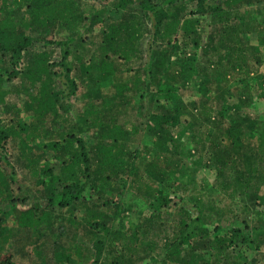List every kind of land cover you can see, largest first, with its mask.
<instances>
[{
    "label": "trees",
    "instance_id": "obj_1",
    "mask_svg": "<svg viewBox=\"0 0 264 264\" xmlns=\"http://www.w3.org/2000/svg\"><path fill=\"white\" fill-rule=\"evenodd\" d=\"M244 1L0 0V108L10 93L4 84L21 79L32 85L24 107L39 121L67 119L53 95L52 86L60 76L71 81L72 92L77 90L72 72L92 88L105 83L114 89V95L101 104L103 113L107 110L111 115L109 122L91 104L69 128H77L78 136L63 135V141L50 139L42 122L14 128L0 122V221L19 210V226L41 236V231L54 230L59 212L65 211L69 225H78L76 212L84 208V223L94 236V248L84 254L80 249L76 252L87 264L253 263L255 254L264 252V107L256 108L264 103V73L250 70L240 44L242 35L252 34L248 19L252 8H246ZM140 16L152 26L155 48L146 66L128 69L131 74L123 79L122 63L143 60L138 47L143 36ZM202 18L219 24L208 42L203 41L206 25ZM52 47L62 53L59 63H51V52L45 50ZM38 48L43 51L37 53ZM202 48L218 55L223 74H216L214 66H200L195 51ZM29 53L34 54L33 62L25 64ZM59 66L63 71H57ZM232 77L254 96L243 100L226 91L215 116L202 114L212 100L213 87L231 83ZM181 85L195 87L197 98L188 97ZM122 105L140 107L149 144L134 147L125 141L127 133L114 117ZM138 128L134 126L132 133ZM13 138L19 140L23 158L36 148L52 158L51 164L35 170L42 194L49 191L45 207L31 203L33 208L22 209L12 195L14 180L4 163L10 164ZM27 163L39 165V160L28 159ZM202 169L214 171L217 188L230 198L239 195L254 203L258 211L253 222L231 217L224 223L222 214L198 198L193 213L181 205L192 198H178V190L196 183ZM141 176L154 189L146 196L148 211L141 209L144 218L129 235L123 231L121 199L133 178ZM93 201L115 214L93 211L88 206ZM170 210L179 215L174 235L159 225ZM117 217L121 222L114 225L111 221ZM164 234L160 261L155 254L156 239ZM128 236L135 242L129 243ZM109 243L115 244L112 251ZM3 250L0 264H17L15 256L10 251L1 254ZM71 255L62 253L58 264H75Z\"/></svg>",
    "mask_w": 264,
    "mask_h": 264
},
{
    "label": "rangeland",
    "instance_id": "obj_2",
    "mask_svg": "<svg viewBox=\"0 0 264 264\" xmlns=\"http://www.w3.org/2000/svg\"><path fill=\"white\" fill-rule=\"evenodd\" d=\"M261 4L258 5V0H248L244 1V5L246 8L250 7L251 14L248 17L250 27L252 29V34L250 35H242L240 38V44L245 49V57L250 67V70L259 73H264V0H261ZM12 3V2H11ZM94 4L95 2H90ZM102 8L96 9L100 10ZM95 10V9H94ZM95 10V11H96ZM1 17V16H0ZM142 26L143 36L139 40L138 47L140 52L142 53L143 60L141 61H133L130 64L122 63V68L124 70L122 76L123 79L128 78V75L131 74L128 69L136 70L140 67L146 66L150 60L153 50L155 48V42L153 41V30L152 26L147 25L146 19L143 16L137 18ZM203 24L206 25V31L203 33V41L208 42V37L210 35H215L217 32V27L219 26L217 21H212L209 18H202ZM258 30V32H257ZM260 48V51L258 50ZM46 51L51 52L50 61L53 63H59L62 59V53L57 48H46ZM37 53L42 52V49L35 50ZM53 51V52H52ZM195 51V50H194ZM190 53L193 51L190 50ZM198 63L200 66L205 69L210 66H214L216 74H223L225 68L218 64V55H216L212 50H196L195 51ZM33 53H29L25 56V64H31ZM72 58L69 60L70 66L73 65ZM63 71V67H57V71ZM227 71V70H226ZM26 72V70L24 71ZM71 77L76 81H73L76 85V89L74 92L71 91V81H66V78L60 76L57 81H54L55 84L52 88L55 90V95L58 98V101L61 103V115H64L67 119L62 121L61 119L53 120V118L44 119V121H39L34 112L31 109H26L24 106L29 101L28 100V90L31 89L32 85L29 81H15L13 83H5L4 89L9 91V96L7 99V104L0 108V122L4 127H16L23 123L29 125L31 122L38 123L42 122V126L49 130L51 133V138H58V140L63 141V135L71 134L78 136L79 130L76 128V131H70L71 126L73 127L76 124L77 116L81 113L85 112L91 104L95 105L98 109L100 108L103 113L105 110L101 107L103 100L106 98H111L114 95V89L112 86L107 85L105 83L102 84L99 88H92L91 85L87 84V81H82L74 72H72ZM232 77L229 84H221L213 87L214 95L212 96V100L207 101L206 109L202 111V114H212L215 116L217 110L222 107V101L226 97L225 93L228 91L232 97L242 98L245 100L246 96L252 93H248V91L243 90V85L236 84ZM244 81H249L246 77L243 78ZM182 84V83H181ZM189 87V88H188ZM187 86L186 88L181 85L183 89L182 92L186 91V95L188 97H196L195 87ZM254 96V95H252ZM251 99L250 96H248ZM147 102V100H146ZM90 104V105H89ZM263 108L264 103L262 105H256V108ZM115 117V122L124 129L127 133V141L129 144L131 143L136 146H142L149 144V140L147 138L146 126H145V116L140 111V107L136 105H122V107H118ZM104 116H107V122L111 119V115L109 111L106 110L103 113ZM205 123V122H202ZM139 127L136 134L132 133L133 128ZM68 127V128H64ZM254 142V141H252ZM9 150L11 155L9 156V163L5 164L7 167V174H12L11 176L14 182L11 184L13 188L12 195L15 199H19L18 202L22 204V209L33 208L32 205L36 206V204H41L42 207H45L47 204L46 195L49 194L48 190L43 191L42 187L37 185V176L35 175V170L42 168L47 164H51L52 158H48L49 155H46L44 150L41 151L38 148L34 150V152L28 151L23 158V152L20 150L19 140L17 138H13L11 143L9 144ZM31 159L38 163H35L32 166H29L27 160ZM55 165H58L57 162H53ZM57 163V164H56ZM141 174L144 172V167H140ZM15 173V176L13 175ZM215 174L211 169H202L197 173L195 177L196 183H191V185H187L188 187L185 189H179L177 192L178 198L180 197H189L192 198V201L189 203L185 202L181 204L183 207L188 208L191 213L194 211L193 202L195 199L204 200L205 205L211 206L215 208L214 210L222 214V218H224V223L228 222L229 218L238 217L239 219H247L253 220L255 219V212L257 213L258 209L254 206V203L244 197H240L236 195L235 198H230L227 194L221 191V189L217 188V184L215 182ZM149 179H144L143 176L141 178H133L131 182L129 190L125 193L123 197L121 206L122 211V221H123V231L125 234L131 235L135 230V226L139 223V220L144 218L143 214H140L141 209L148 211V205L146 201V196L154 189L151 186V183L148 181ZM185 180L187 178L185 177ZM2 195V193H0ZM28 198L29 200H24ZM22 200V201H20ZM28 202V203H27ZM32 203V205H31ZM90 209L93 211H107L111 213V216L115 214L113 209H106L105 206L101 204L97 205L96 202H90ZM19 210H17L13 215L8 218L2 219L0 221V249L3 248L1 254L10 251L13 256H15V260L17 264H58V261L61 259L62 253H71L72 261L75 264H87L88 262L82 260L78 257L77 249H80L81 253L84 254L86 249L91 251L94 248L93 241L94 236H91V229L85 225L84 217L85 210L81 208L78 210L75 215V222L78 225L71 226L68 224L65 211L59 212L57 216V220L54 222V230L49 232V230L41 231L39 236L38 234L22 228L19 226ZM169 215L165 218V220H161L159 225H161L162 231H167L168 234L174 235V232L177 231V224L179 222V215L176 211H169ZM67 216V217H66ZM121 218H114L111 222L116 223L121 222ZM59 219V220H58ZM63 219V220H62ZM252 220V222H253ZM176 229V231H175ZM152 235V234H151ZM148 235L147 238L149 240H155V237H151ZM143 235L141 234L140 237ZM129 243H134L135 239L133 237L128 236ZM166 235H160V238L156 239V242L159 243V247L155 251V254L159 257L160 261H162L164 252L162 249L164 240ZM7 243H4V241ZM115 245V244H114ZM114 245L111 243L107 244L109 249H113ZM118 245V244H117ZM115 246L116 249L120 251V246ZM108 249V248H107ZM112 251V250H111ZM87 252V251H86ZM87 252V253H88ZM118 254V256H120ZM145 255V254H141ZM107 255L104 254V258ZM144 258V257H143ZM254 262L251 264H264V252L255 254ZM65 262V261H63ZM64 264H70L69 262H65ZM161 264V263H160Z\"/></svg>",
    "mask_w": 264,
    "mask_h": 264
}]
</instances>
